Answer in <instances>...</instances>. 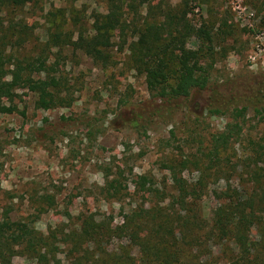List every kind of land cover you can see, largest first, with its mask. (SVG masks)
<instances>
[{
    "label": "rangeland",
    "instance_id": "rangeland-1",
    "mask_svg": "<svg viewBox=\"0 0 264 264\" xmlns=\"http://www.w3.org/2000/svg\"><path fill=\"white\" fill-rule=\"evenodd\" d=\"M177 23L185 48L201 50L209 81L187 98H158L139 60H149L145 39L165 44ZM200 28L211 43L189 33ZM97 42L106 46L83 51ZM0 47L31 61L34 79H54L63 98L44 111L35 94L16 89L17 112L0 114L3 218L34 220L45 235L78 230L82 218L119 225L134 210L171 203L173 173L190 185L202 180L197 202L210 216L229 186L264 170L253 146L264 138V112H254L264 109V0H0ZM37 59L46 73L37 74ZM222 134L231 139L219 155L227 159L211 164Z\"/></svg>",
    "mask_w": 264,
    "mask_h": 264
},
{
    "label": "trees",
    "instance_id": "trees-1",
    "mask_svg": "<svg viewBox=\"0 0 264 264\" xmlns=\"http://www.w3.org/2000/svg\"><path fill=\"white\" fill-rule=\"evenodd\" d=\"M178 26L179 23L174 28L167 27L165 44H157L162 41L158 35L150 41L141 39V43L150 47L147 49L149 60H145L143 53L139 60L140 72L145 76L149 92L158 98L184 99L192 91L204 90L209 81V70L201 63V50L185 48L179 41ZM189 33L208 43L213 41L206 29H190ZM96 46H106V43L85 45L83 51L92 55ZM37 61V74L46 73L45 62ZM30 64L29 60L12 58L0 47L1 115L17 112L15 90L21 88L37 96L39 110L63 105L54 79L49 76L34 79L29 73ZM2 98L7 104L1 102ZM245 112L246 108H241L237 114L241 116ZM254 112L259 115L264 109ZM230 143V136L225 134L214 137L208 162L212 164L219 159L223 163L227 158L222 160L219 155ZM253 146H256L254 154L262 160L264 138ZM250 177L252 182L229 186L227 196L210 216L202 213V206L197 202L204 194L202 180L190 185L174 173L172 190L178 196L171 203L134 210L119 225H114L109 218H82L78 230L49 231L45 235L33 227L34 220L12 221L0 214V264H14L15 257H24L36 264H264V170ZM139 180L142 182L139 186L145 187L146 179ZM111 190L115 188L111 186ZM114 241L118 244L110 250L109 245Z\"/></svg>",
    "mask_w": 264,
    "mask_h": 264
}]
</instances>
